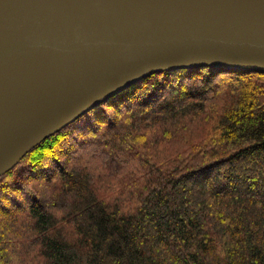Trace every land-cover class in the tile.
Wrapping results in <instances>:
<instances>
[{
  "label": "trees",
  "instance_id": "obj_1",
  "mask_svg": "<svg viewBox=\"0 0 264 264\" xmlns=\"http://www.w3.org/2000/svg\"><path fill=\"white\" fill-rule=\"evenodd\" d=\"M24 161L52 191L29 194L21 227L0 197V264H264L263 72L162 71Z\"/></svg>",
  "mask_w": 264,
  "mask_h": 264
},
{
  "label": "water",
  "instance_id": "obj_2",
  "mask_svg": "<svg viewBox=\"0 0 264 264\" xmlns=\"http://www.w3.org/2000/svg\"><path fill=\"white\" fill-rule=\"evenodd\" d=\"M264 73V0H0V177L162 71Z\"/></svg>",
  "mask_w": 264,
  "mask_h": 264
},
{
  "label": "rangeland",
  "instance_id": "obj_3",
  "mask_svg": "<svg viewBox=\"0 0 264 264\" xmlns=\"http://www.w3.org/2000/svg\"><path fill=\"white\" fill-rule=\"evenodd\" d=\"M95 110V109H94ZM93 111V110H92ZM91 111V112H92ZM90 113V112H89ZM96 113H93V115L90 117V116H86V117H84L82 120H81V122H78L79 124H77L76 126H74V127H72L71 129H70V131L68 132V133H66V135H63V136H61V137H59V139L56 141V143L52 146L53 148H56V149H54V150H50V149H46L47 147L49 148V145L47 144V143H43L42 144V146H41V148H40V150L41 151H43V153H45V154H49V155H51V156H53V157H56V153H57V151H58V149H60V147L61 146H68V145H70V146H72L73 144H74V141L77 139V134H78V128L80 127L81 128V126H83V128H84V126H85V124L86 123H89L90 121H94V115H95ZM86 115V114H85ZM83 117V116H82ZM81 117V118H82ZM81 118H79V119H81ZM76 121H78V119L76 120ZM76 121H74V122H76ZM70 125V124H69ZM63 130V129H62ZM61 131V130H60ZM55 134H57V133H55ZM53 136V135H52ZM197 136H199V135H197ZM51 137V136H50ZM49 137V138H50ZM193 137H196V136H193ZM206 137V135L202 138V139H204ZM48 139V138H47ZM46 139V140H47ZM46 140H44V141H46ZM80 140H84V138H80ZM200 140H198V141H196V142H199ZM86 142H87V140H86ZM42 143V142H41ZM40 143V144H41ZM39 145V144H38ZM37 145V146H38ZM36 146V147H37ZM180 146V148L182 149L183 147H185V144H182V145H179ZM36 147H34L33 149H35ZM89 146H87V148L84 150V151H88L89 150V148H88ZM32 149V150H33ZM31 150V151H32ZM38 150V149H37ZM37 150H35L34 152H33V154L31 155V157H34V156H36L37 155ZM176 150H178V149H175V148H173L172 146H170V148H169V150H168V152H167V155L166 156H169V154L170 153H173V152H175ZM90 151V150H89ZM30 153V152H29ZM28 153V154H29ZM27 154V155H28ZM26 155V156H27ZM25 156V157H26ZM72 156H74V155H72ZM165 156V157H166ZM24 157V158H25ZM164 157V158H165ZM23 158V159H24ZM22 159V160H23ZM64 158H62V160H63ZM159 160H162V158H158ZM21 160V161H22ZM26 161V160H25ZM25 161L20 165V163L15 167V168H13L12 170H13V173H12V175H8L7 176V178L4 180H2L1 182H0V190H1V192H3L4 193V195H1L0 197L1 198H4V197H12L13 198V201L18 205V206H21V208H13V207H16L13 203H8L7 201H4L3 200V203L2 204H4V206H6V207H9L10 209H11V214H6L5 216H10V218H12L13 216H15V215H17L18 216V220H17V224L21 227L22 226V224H25V223H27V220L29 219V218H26V215L28 214L27 212H28V208H27V197L29 196V194L31 193V194H35V195H37V196H41V198L43 199V198H47V197H50L49 196V194H50V192L52 191V189H50L49 188V186H50V184L47 182V181H45V180H43V178L41 177V178H38V179H34L33 177H32V174H27V175H24L25 173L23 172V170L24 169H26V164H25ZM150 161L152 162V163H156V160H155V158L153 157L152 159H150ZM37 162H39V161H37ZM41 164V165H40ZM39 165L40 166H38L40 169L41 168H43L44 167V164L43 163H40ZM19 166V167H18ZM39 168H37L36 170H35V172H38V169ZM15 169V170H14ZM21 169V172L19 173V174H23V176L22 177H18V171ZM12 170H10L9 172H11ZM17 170V171H16ZM9 172H7V173H9ZM7 173L5 174V175H7ZM4 176V175H3ZM1 178V177H0ZM19 185H22L23 187L25 186L26 188H27V190H29V191H26L25 190V194L27 195V196H25V194H23L22 193V191H18L17 190V188L19 187ZM18 191V192H17ZM6 193V194H5Z\"/></svg>",
  "mask_w": 264,
  "mask_h": 264
}]
</instances>
